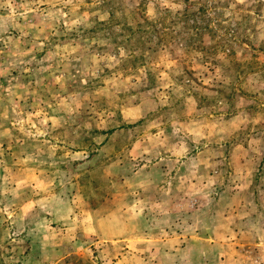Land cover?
<instances>
[{
	"label": "rangeland",
	"instance_id": "rangeland-1",
	"mask_svg": "<svg viewBox=\"0 0 264 264\" xmlns=\"http://www.w3.org/2000/svg\"><path fill=\"white\" fill-rule=\"evenodd\" d=\"M141 1L0 0V264H264V0H146L234 38L151 78L81 37Z\"/></svg>",
	"mask_w": 264,
	"mask_h": 264
},
{
	"label": "trees",
	"instance_id": "trees-1",
	"mask_svg": "<svg viewBox=\"0 0 264 264\" xmlns=\"http://www.w3.org/2000/svg\"><path fill=\"white\" fill-rule=\"evenodd\" d=\"M103 2L104 6L113 4L112 1ZM155 5L157 6H155L153 16L147 12L148 2L146 0H142L137 5L130 3L125 5L130 8L132 15L130 24L127 22L126 10L123 6L110 5L112 7L109 17L105 21H98L96 27L87 29L81 36L105 40L104 45L91 47L88 55L93 51H95L94 56L97 57H109V54H113L120 65L128 60L133 61L136 64L135 68H145L146 75L151 78V70L155 62L153 58H148L156 52H168L166 54L169 56L181 57L184 62L189 60L192 51H195L192 53L200 52L205 62H208L206 61L208 56L214 57L221 50H227L229 56L233 54L228 49L230 48L228 43L234 39L233 36L225 32L226 35H230L229 39L226 35L218 34L221 27L220 13L209 14V10H215L216 6L208 9V6L202 5L197 12H190L184 8L182 13H175L168 8L160 7L158 3ZM74 36L78 35L74 34ZM205 39L214 41L212 44H206ZM108 48L112 49L111 53H108ZM177 48L181 49L186 57L176 54ZM122 51L127 52L126 60L120 56Z\"/></svg>",
	"mask_w": 264,
	"mask_h": 264
}]
</instances>
